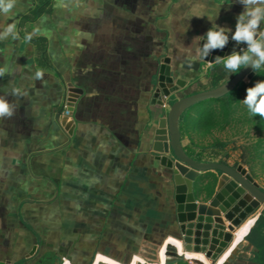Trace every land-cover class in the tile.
Returning a JSON list of instances; mask_svg holds the SVG:
<instances>
[{
  "label": "crops",
  "instance_id": "0c3cea01",
  "mask_svg": "<svg viewBox=\"0 0 264 264\" xmlns=\"http://www.w3.org/2000/svg\"><path fill=\"white\" fill-rule=\"evenodd\" d=\"M37 4L0 10V99L13 108L0 117V264H207L185 249L173 172L153 150L171 106L158 81L163 55L181 87L173 27L192 25L196 38L205 26L182 16L189 0H51L49 13L24 23ZM217 6L228 17V4ZM70 84L83 89L72 136L58 119ZM216 183L198 182V203Z\"/></svg>",
  "mask_w": 264,
  "mask_h": 264
},
{
  "label": "water",
  "instance_id": "95a60500",
  "mask_svg": "<svg viewBox=\"0 0 264 264\" xmlns=\"http://www.w3.org/2000/svg\"><path fill=\"white\" fill-rule=\"evenodd\" d=\"M211 28L212 26L208 30ZM261 28L264 29V23ZM246 47V44H236L232 41L229 33L228 45L223 50H214L215 55L211 57L210 62L221 61L223 59L215 60L216 57H225L233 50L240 51ZM255 74L256 72L247 66L217 87L178 99L171 104L168 113L158 119L154 135L153 150L156 159L162 166L172 170L177 185L178 220L181 223L185 249L190 253L205 255L211 264H226V257L231 255V251L228 254L227 252L235 240L237 229L257 208L262 206L264 210V190L242 164L234 167L224 162L199 161L191 157L182 142L180 120L185 112L196 104L225 96L241 81L246 82ZM158 81L167 97L180 89L172 75L169 57L160 66ZM68 87L66 101L59 110L58 119L60 118L62 125L72 136L76 128V103L83 89L72 84ZM208 172L220 174L217 192L207 204L198 203L195 187L203 174Z\"/></svg>",
  "mask_w": 264,
  "mask_h": 264
},
{
  "label": "rangeland",
  "instance_id": "374dc122",
  "mask_svg": "<svg viewBox=\"0 0 264 264\" xmlns=\"http://www.w3.org/2000/svg\"><path fill=\"white\" fill-rule=\"evenodd\" d=\"M191 1L189 0L190 8H187L188 10L186 11V14L184 13L186 5H182H185L184 7H182V9L184 8L182 16L186 17L187 21H192L194 19L195 21L197 20V22L193 25V28H200V26L203 24L205 26L202 32L196 38H192L191 36V33L193 32V30H191L192 25H190V29L187 25L185 26L186 34H180L182 31V27L181 29L176 26L173 27V30L171 32L172 38L168 41V44L173 46V51H171L172 53L170 55H172L176 59V63H178L179 65L176 69V74L178 77L177 82L181 87L179 90L170 95L171 104L176 102L178 99L183 98L184 96L193 94L196 91H204L214 88L213 78L211 75L215 72L214 64L216 62L211 63L209 59L201 58V56L198 54V50L203 39L202 36H204V34L208 30V25H206L207 21H209L208 18L210 17L213 21L215 20V24L221 27L229 28L234 32L236 17L234 15H231V13L229 12L232 10H238L237 12L242 13L244 11L243 5L238 3L237 0ZM193 1L201 4L200 7H198V10L193 5ZM218 4H228V17L224 16V11H226V9H220V7L217 6ZM231 4L233 5L232 7H237L231 8ZM191 13L194 15H192ZM180 49H183V51H181ZM167 57H169V55H163L160 60L164 61ZM234 75L235 73H231L228 79L222 80L221 84L231 79ZM260 80H264V76L259 75L257 77H253L252 79L246 81V83L249 84V87H252L257 81ZM245 96L246 91L241 94V101L239 104L243 105L242 100L245 98ZM198 105H200V103H198ZM197 106H193L191 109L185 112L187 114V117L185 119L181 118L180 120V128L185 136V138L182 137V142L185 148L194 150L203 158V161L222 162V160H226L227 162H229L228 164L232 166L235 165V167L241 164L244 165L249 172H251L250 166L245 164L243 161L248 158L253 159L256 173L255 180L261 187L264 188L263 160L258 158L257 149L255 148L258 140L264 138V132L258 129L252 123L243 122L244 119H238L231 124H228L226 127H223L222 125L202 127L200 122L202 117L208 112L209 105L203 104L201 106ZM243 111L246 112L247 110ZM242 113L243 112L239 111V114ZM220 143H226L227 145L223 148ZM215 175L217 176V174ZM219 176L220 174L217 176V183L219 180ZM205 180V186H209L210 183L214 180V177L212 175H208V173H205L203 174V177L200 181L203 182ZM217 183L215 186V191L217 189ZM263 211V207L260 206L253 213L248 215L247 219L242 224L244 225L243 228H241L237 232L234 244H236V240H240V238L242 240L248 235V233L252 229V226L254 227V225L256 224L255 220L252 218L256 217L258 213H260L261 215ZM246 240L247 241L244 242L245 245L242 246L238 250V252L237 250H234V252H232V254L228 257L226 264H256V262L252 260L255 257L254 252L256 251V249L253 244L249 242L247 237ZM207 264H211L210 261H208Z\"/></svg>",
  "mask_w": 264,
  "mask_h": 264
},
{
  "label": "clouds",
  "instance_id": "9594fccd",
  "mask_svg": "<svg viewBox=\"0 0 264 264\" xmlns=\"http://www.w3.org/2000/svg\"><path fill=\"white\" fill-rule=\"evenodd\" d=\"M243 5L244 11L236 18L235 31L215 24L210 17L213 26L203 37L204 43L198 50L201 58L208 57L214 50H223L231 40L236 44H246V48L235 51L225 57L217 56L215 60L223 59L224 68L231 73H238L241 69L250 66L254 72L264 69V0H237ZM14 0H0V10L7 12L13 7ZM220 10V9H219ZM218 16V15H217ZM227 29V30H226ZM8 31H11L9 28ZM0 69V75L3 74ZM37 78L42 73H36ZM249 113L253 116L259 115L264 118V80L257 81L254 86L246 89V96L242 100ZM13 108L9 103L0 99V117H11ZM64 264H68L65 260ZM107 264H119L118 261L108 259Z\"/></svg>",
  "mask_w": 264,
  "mask_h": 264
},
{
  "label": "trees",
  "instance_id": "16d2710c",
  "mask_svg": "<svg viewBox=\"0 0 264 264\" xmlns=\"http://www.w3.org/2000/svg\"><path fill=\"white\" fill-rule=\"evenodd\" d=\"M37 2H38L37 6L24 17L23 19L24 23L35 21L43 14L49 13L51 11V0H37ZM38 45L41 47L45 46L44 40H38ZM214 69L215 72L211 76L213 78V87H217L221 84L222 80L228 79L231 72L227 71L224 68L223 60L216 62L214 64ZM256 75L264 76V69L257 70ZM256 75L254 77H257ZM247 88H249V84H247L245 81H241L233 91L226 94L225 96L219 98L207 99L205 101H202V104L200 102V105L196 104L195 106L197 105L201 106L203 104L209 105L208 112L201 119L200 122L201 126L210 127L212 125H222L223 127H226L228 124H231L232 122L238 119L240 120L244 119L243 122L252 123L258 129L264 132V118H261L259 115L256 116L251 115L244 104L243 105L239 104L241 101V94L245 92ZM198 92L201 91H196L194 93H198ZM149 110L151 112H155V115L157 117L164 113V108L159 105L157 106L150 105ZM243 110H247V111L245 112ZM239 111L243 113L239 114ZM186 117L187 114L185 113L182 118L185 119ZM182 137L185 138L183 131H182ZM220 145L224 148L227 144L220 143ZM255 148L257 149V156L259 159L263 160V166H264V138L258 140V142L255 145ZM185 149L191 157H193L196 160L203 161V158L194 150L190 148H185ZM222 162L229 163L226 160H222ZM243 162L250 166L251 169L250 173L255 178L256 173H255L254 160L248 158ZM208 175H212L214 177L213 183H216L217 176L215 175V172H208ZM261 188L264 190L263 187ZM212 194L213 192H210V196ZM247 239L249 240V242L253 244V246L256 249V251L254 252L255 257L252 260L255 261L256 264H264V211L258 217V219L256 220V224L248 233ZM166 264H192V263L182 258Z\"/></svg>",
  "mask_w": 264,
  "mask_h": 264
},
{
  "label": "flooded vegetation",
  "instance_id": "af4514ba",
  "mask_svg": "<svg viewBox=\"0 0 264 264\" xmlns=\"http://www.w3.org/2000/svg\"><path fill=\"white\" fill-rule=\"evenodd\" d=\"M203 40V39H202ZM201 46H202V41H201V44H200V47H199V49L201 48ZM215 54H214V51L208 56V57H206L207 59H211V57H213ZM189 95H191V94H189ZM189 95H187V96H189ZM184 97H186V96H184Z\"/></svg>",
  "mask_w": 264,
  "mask_h": 264
},
{
  "label": "bare ground",
  "instance_id": "6f19581e",
  "mask_svg": "<svg viewBox=\"0 0 264 264\" xmlns=\"http://www.w3.org/2000/svg\"><path fill=\"white\" fill-rule=\"evenodd\" d=\"M225 257H226V256H225ZM225 257H224V258H225ZM224 258H223V259H224ZM227 258H228V257H226V259H225V260H227Z\"/></svg>",
  "mask_w": 264,
  "mask_h": 264
},
{
  "label": "snow or ice",
  "instance_id": "6c2138e0",
  "mask_svg": "<svg viewBox=\"0 0 264 264\" xmlns=\"http://www.w3.org/2000/svg\"><path fill=\"white\" fill-rule=\"evenodd\" d=\"M235 246V245H234Z\"/></svg>",
  "mask_w": 264,
  "mask_h": 264
}]
</instances>
